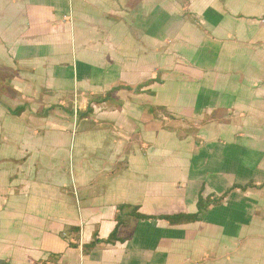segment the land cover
<instances>
[{"label": "crops", "instance_id": "1", "mask_svg": "<svg viewBox=\"0 0 264 264\" xmlns=\"http://www.w3.org/2000/svg\"><path fill=\"white\" fill-rule=\"evenodd\" d=\"M0 74V264H264V0H0Z\"/></svg>", "mask_w": 264, "mask_h": 264}, {"label": "trees", "instance_id": "2", "mask_svg": "<svg viewBox=\"0 0 264 264\" xmlns=\"http://www.w3.org/2000/svg\"><path fill=\"white\" fill-rule=\"evenodd\" d=\"M11 79H12V76H10V75H1L0 74V99L4 94H7L10 92L9 83H10ZM154 81L155 80H148V81H146L140 85H137L135 87L125 86V85L115 86V87L111 88L110 90H108L104 95L96 97V101L100 102V101H104L106 99L112 98V97H114V94L118 90H121V89L132 90L135 93H140V91L142 90L143 87H145L148 84H151ZM163 109L164 108H162L160 106H155V107L152 106L150 108L155 119H157L155 116L156 111H163V113H166V111H164ZM22 110H23V107H18V108H15L13 110H10V112L12 114H19ZM91 111H92L91 107H88L87 110L84 111V115L90 113ZM262 187H264V183L257 186V185H254L250 182V183H247V184L242 185V186L234 185L230 188V190L238 188V189H241L242 191H244L248 188H262ZM230 190H227L225 193L221 194L220 196L203 197L201 194H199L198 198H197V202H196L197 210L194 213H178V214L163 215V216L155 217V216H148V215L140 213L139 208L137 206L122 204V205L118 206V208H117L118 212H117L116 217H115L116 226H115L114 230L109 234V236L104 240H99L98 238L94 239L93 242H91L87 245H84L82 251L84 254H87L98 243L109 244V243H112V242L118 240V238L116 237L117 228L126 219L141 220V219L158 218V219H164V220L168 221L170 223V225H182V224H188V223H194V222L200 221L202 219V217L204 216V214L211 207L217 206L223 201V199L230 192ZM69 230L74 231L77 229L74 227H71V228H69Z\"/></svg>", "mask_w": 264, "mask_h": 264}]
</instances>
